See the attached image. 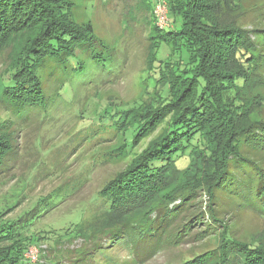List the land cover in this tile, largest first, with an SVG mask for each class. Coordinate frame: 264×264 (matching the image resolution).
Returning <instances> with one entry per match:
<instances>
[{
    "label": "trees",
    "instance_id": "16d2710c",
    "mask_svg": "<svg viewBox=\"0 0 264 264\" xmlns=\"http://www.w3.org/2000/svg\"><path fill=\"white\" fill-rule=\"evenodd\" d=\"M164 1L167 12L178 16L181 26L169 33L152 26L145 60H158L164 67L169 77L167 92L141 102V112H116L107 120L116 135L133 129L132 146H118L128 154L136 152L132 147L137 140L158 129L160 132L128 168L105 183L98 197L109 213L106 228L88 236L87 247L65 264H124L111 255L120 248L126 249L133 263L144 264L164 250L202 243L216 231L222 236L216 264H264L263 235L242 241L230 226L243 212L264 216V120L249 121L255 103L244 97L251 77L264 85V3L252 9L250 29H243L221 23V6L230 0ZM71 2L0 0V50L17 38L20 47L19 58L5 73V99H0L15 106L6 107V117H0V173L18 150L13 132L19 124L11 120L13 112L18 113V121L29 115L26 110L45 117L54 108L59 88L66 87L67 76L85 74L78 53L103 67L104 54L113 51L96 37L90 22H75ZM177 47L180 54L176 59ZM161 48L167 50L163 57L159 56ZM183 49L189 53L184 68ZM48 62L57 63L65 72L55 95L46 91V80L38 75ZM187 156L182 169L186 180L194 178L203 158L211 159L217 171L213 184L203 191L208 196L204 207L193 185L167 192L159 205L152 207L151 201L167 187L171 170H181L177 164ZM54 198L50 195L37 201L15 223L0 218V264H30L24 259L30 247L51 246L57 236L45 239L42 233L32 234L31 229L42 213L57 208L59 201ZM177 199L178 204L170 206ZM136 210L151 211L152 215L135 223L129 217ZM75 229L63 230L59 237ZM205 253L177 264H208L213 259L204 258Z\"/></svg>",
    "mask_w": 264,
    "mask_h": 264
},
{
    "label": "rangeland",
    "instance_id": "374dc122",
    "mask_svg": "<svg viewBox=\"0 0 264 264\" xmlns=\"http://www.w3.org/2000/svg\"><path fill=\"white\" fill-rule=\"evenodd\" d=\"M69 1H72L69 9L75 22H90L96 37L113 51L109 55L104 54L103 67L89 61V57L81 52L78 53L77 56L85 63V74L67 76L66 87L59 88L54 108L45 117L41 112L37 114L36 110H26L28 118L22 121H18L16 112L11 117V120L19 124L13 132L18 150L6 161L0 173L1 220L15 223L37 201L50 195L59 201L55 210L46 215L42 213L34 221L36 224L31 229L32 234L42 233L45 239L57 237L49 247L43 243L30 247L28 250L38 251L33 262L24 254L25 261L30 264H65L87 247L88 236H94L106 228L109 213L103 207L98 193L115 173L128 168L142 155L160 132L158 129L141 141L137 140L132 147L136 152L128 154L118 146H124V143L128 149L132 146L130 136L133 137V129L123 131L122 136L116 135V130L107 120L116 112H141L144 108L140 107L141 102L156 98L157 94L165 95L169 77L158 60L146 62V38L152 26L164 33L177 31L181 26L180 18L171 12H167V27L162 30L155 25L151 7L156 0ZM262 3L264 0H230V6H221V23H233L240 28L250 29L252 9ZM17 42L18 38L11 39L7 47L0 50V99H5V73L12 62L19 58L17 54L20 47L16 46ZM179 49L177 47L176 59L180 54ZM166 54L167 50L161 48L159 56ZM188 55L187 51L182 54V68L188 62ZM56 65L48 62L47 68L38 72L39 77L46 80V91L52 95L57 93L60 79H65L62 67ZM51 69L54 71L52 77ZM247 85L244 97L248 101L254 99L255 103L250 110L249 121L264 120V85L255 76L251 77ZM6 107L15 106L0 102L2 118L6 117ZM188 159V156L184 157L177 164L181 170H171L166 179L167 187L160 190L151 201L152 207L158 206L167 192L182 190L189 185L199 190V201L204 207L208 196L203 191L213 184L217 171L211 166H214L211 159L203 158V164L194 178L186 180L182 169H185ZM178 202L177 199L170 206ZM141 211L136 210L129 218L135 223H142L152 215L151 211ZM74 226L76 229L73 232L67 230L63 238L59 237L63 230L73 229ZM230 226L242 241L260 235L264 237V216L243 212L230 222ZM213 233L202 243L164 250L144 264H177L205 252L204 258L213 259L208 264H216L222 236L221 231ZM111 255L116 261L135 264L124 248L114 250Z\"/></svg>",
    "mask_w": 264,
    "mask_h": 264
},
{
    "label": "built area",
    "instance_id": "2783aa9c",
    "mask_svg": "<svg viewBox=\"0 0 264 264\" xmlns=\"http://www.w3.org/2000/svg\"><path fill=\"white\" fill-rule=\"evenodd\" d=\"M153 14H154V20H155V25L160 28L164 29L169 25V20L167 18V5L164 0H157L154 3L153 6ZM37 249H30L26 252L25 257L33 262L37 258Z\"/></svg>",
    "mask_w": 264,
    "mask_h": 264
}]
</instances>
